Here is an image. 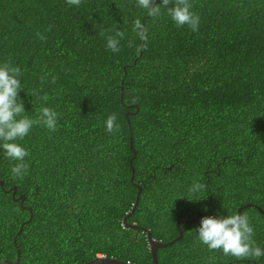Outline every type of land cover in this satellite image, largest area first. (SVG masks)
Segmentation results:
<instances>
[{"label": "trees", "instance_id": "obj_1", "mask_svg": "<svg viewBox=\"0 0 264 264\" xmlns=\"http://www.w3.org/2000/svg\"><path fill=\"white\" fill-rule=\"evenodd\" d=\"M190 3L196 32L166 10L148 17L136 0H0V64L21 68L25 114L59 113L55 132L34 126L16 141L29 152L23 179L0 149V264H14L18 250L19 264L99 256L152 264L140 227L169 242L179 220L232 215L247 204L241 213L264 247V0ZM136 19L148 29L139 51ZM114 26L125 33L118 53L106 47ZM112 113L115 134L104 124ZM194 181L205 191L190 193ZM135 184L141 193L128 228ZM199 224H181L182 238L158 249V264H264L210 251Z\"/></svg>", "mask_w": 264, "mask_h": 264}, {"label": "clouds", "instance_id": "obj_2", "mask_svg": "<svg viewBox=\"0 0 264 264\" xmlns=\"http://www.w3.org/2000/svg\"><path fill=\"white\" fill-rule=\"evenodd\" d=\"M66 3L69 6L79 7L81 0H66ZM170 4L173 6L169 7ZM136 6L146 10L150 18H158L162 10H166L177 27L188 26L192 32L198 31L200 16L191 10L190 0H160L159 4L156 0H136ZM132 30L138 40L143 42L137 46L138 51L145 49L148 41L147 27L140 19H136ZM48 31H51V26ZM107 31L110 34L106 37V47L113 53H118L125 33L117 30L116 26ZM36 35L41 41L46 40L42 33L37 32ZM132 46L133 42L130 40L128 47ZM21 76L22 70L19 66H13L7 61L0 64V149H3L6 158L15 162L11 167V174L18 179H23L28 174L29 165L25 162V158L29 152L16 141L23 140L34 126L42 125L50 132H55L59 118V113L49 107H41L35 119L25 114L23 101L18 95L21 92ZM44 79L45 77L42 76L41 82ZM55 82L56 77L53 76L51 83ZM136 102L133 99L132 103ZM104 124L109 134L118 133L120 130L116 113L110 114ZM205 189L206 184L194 181L189 192L194 194ZM195 231L198 233L199 241L210 251L220 250L225 256L230 255L241 261L247 259L256 261L264 257V247L253 239L254 228L246 213L205 216L201 218L199 227Z\"/></svg>", "mask_w": 264, "mask_h": 264}, {"label": "water", "instance_id": "obj_3", "mask_svg": "<svg viewBox=\"0 0 264 264\" xmlns=\"http://www.w3.org/2000/svg\"><path fill=\"white\" fill-rule=\"evenodd\" d=\"M126 117H128V114H126ZM128 131H129V143H130V146H131V142H132V137H131V130H130V124L128 122ZM133 153V157L135 156V151L133 150L132 151ZM133 176H134V173H133V170H132V173H131V181L133 179ZM0 185H2V182L0 181ZM136 185V184H135ZM137 186V185H136ZM13 193H12V196H14L15 194V187H13ZM140 193H141V189L140 187L137 186V193H136V197H135V201H134V204L130 210L129 213H127V215L123 218V225L125 227H134V226H129L127 223H126V220L127 218L134 212L137 204H138V200H139V196H140ZM16 201H19L20 202V205L22 204V202L24 201V195H21L18 197V199H16ZM253 205L252 204H247V205H244L242 207H240L238 209V213L240 212L241 213V210L242 209H245V208H248V207H252ZM257 209L260 211V213H263L264 214V209H261L259 207H257ZM30 211V210H29ZM32 217V214L30 212V217H29V220L31 219ZM201 218L203 217H194L192 219H189V220H185V219H182V220H179L176 222V229H177V232H178V235L171 241L169 242H162V241H158V240H154L151 238V234H150V231L146 228H141L140 229L146 234V239H147V242H148V245H149V251L151 253V261H152V264H158V260H157V251L158 249L160 248H166V247H169L170 245H172L173 243H175L176 241H179L182 236H183V230L181 228V224H191L195 221H200ZM137 228V227H136ZM139 228V227H138ZM21 229H22V226H20L19 228V231L17 232V235L18 236L21 232ZM16 240V237L13 239V243L15 244V241ZM3 264H5V262H3ZM14 264H19V250L17 251V257H16V261ZM84 264H129V263H125V262H122V261H119L117 259H113V258H106V257H96L95 259L93 260H90Z\"/></svg>", "mask_w": 264, "mask_h": 264}]
</instances>
